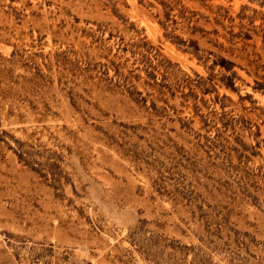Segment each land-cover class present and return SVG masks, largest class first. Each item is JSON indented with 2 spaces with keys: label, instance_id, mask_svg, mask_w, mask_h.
I'll use <instances>...</instances> for the list:
<instances>
[{
  "label": "rangeland",
  "instance_id": "obj_1",
  "mask_svg": "<svg viewBox=\"0 0 264 264\" xmlns=\"http://www.w3.org/2000/svg\"><path fill=\"white\" fill-rule=\"evenodd\" d=\"M0 264H264V0H0Z\"/></svg>",
  "mask_w": 264,
  "mask_h": 264
}]
</instances>
